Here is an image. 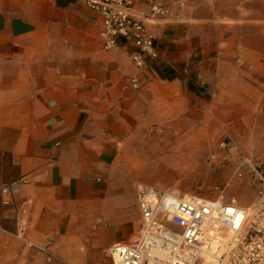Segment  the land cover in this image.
<instances>
[{
    "label": "crops",
    "instance_id": "1",
    "mask_svg": "<svg viewBox=\"0 0 264 264\" xmlns=\"http://www.w3.org/2000/svg\"><path fill=\"white\" fill-rule=\"evenodd\" d=\"M85 1L0 0V264H112L140 224L136 141L247 133L262 100L264 0H132L140 68Z\"/></svg>",
    "mask_w": 264,
    "mask_h": 264
},
{
    "label": "built area",
    "instance_id": "2",
    "mask_svg": "<svg viewBox=\"0 0 264 264\" xmlns=\"http://www.w3.org/2000/svg\"><path fill=\"white\" fill-rule=\"evenodd\" d=\"M85 5L101 20L105 50L120 41L130 44L138 68L144 57L158 58L132 0H86ZM145 5L151 18L163 14L153 0ZM236 166L255 185L249 206L138 185L140 224L131 242L108 249L112 264H264V169L247 156H238Z\"/></svg>",
    "mask_w": 264,
    "mask_h": 264
},
{
    "label": "rangeland",
    "instance_id": "3",
    "mask_svg": "<svg viewBox=\"0 0 264 264\" xmlns=\"http://www.w3.org/2000/svg\"><path fill=\"white\" fill-rule=\"evenodd\" d=\"M261 90L262 100L252 112L247 133L238 127L232 137L225 127L216 126V132L214 127L202 125L204 130L209 128L210 134L195 141H136L137 183L177 194L251 205L255 199L254 182L247 174L236 171V163L237 157L245 154L264 165V86Z\"/></svg>",
    "mask_w": 264,
    "mask_h": 264
}]
</instances>
